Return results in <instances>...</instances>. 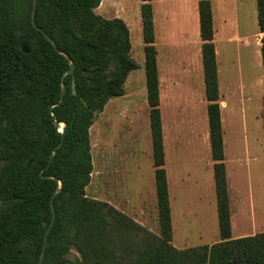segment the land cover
Wrapping results in <instances>:
<instances>
[{
    "label": "trees",
    "instance_id": "trees-1",
    "mask_svg": "<svg viewBox=\"0 0 264 264\" xmlns=\"http://www.w3.org/2000/svg\"><path fill=\"white\" fill-rule=\"evenodd\" d=\"M101 0H0V264H37L52 212L41 264H66L74 246L78 264H110L108 235L114 222L143 234L132 264H264V232L230 238L227 185L218 104L217 66L210 0H198L201 61L213 163L220 240L177 249L170 244V207L159 98V76L150 0H141L146 101L160 237L106 201L88 198L92 172L89 129L111 97L124 94L128 73L139 67L130 55L129 31L120 17L95 12ZM264 90V0H255ZM73 62V74L65 73ZM62 78V79H61ZM72 80L75 92H72ZM64 86L61 102L60 92ZM54 115V116H53ZM53 120L64 123V131ZM62 144L51 157L52 148ZM48 175V177H42ZM85 240L80 244L83 232ZM103 238L100 250L95 239Z\"/></svg>",
    "mask_w": 264,
    "mask_h": 264
},
{
    "label": "rangeland",
    "instance_id": "rangeland-1",
    "mask_svg": "<svg viewBox=\"0 0 264 264\" xmlns=\"http://www.w3.org/2000/svg\"><path fill=\"white\" fill-rule=\"evenodd\" d=\"M210 2L212 10V0ZM140 3L141 0H109L101 11H95L105 18L120 17L126 23L130 55L139 67L128 73L124 94L111 97L103 109L95 113L89 129L92 172L85 195L108 202L145 230L160 237ZM150 3L153 12V4ZM154 6L158 8V4ZM214 8L228 18L234 20L236 17L239 30L249 32L252 40L250 47L246 48V55L243 51L237 55L235 51L233 56L227 57L232 73L238 77L242 72L243 80L251 78L252 87L244 90L239 86L237 89L224 86L220 91L217 78L229 236H252L264 232V90L261 58L254 54L252 37L258 28L256 1L213 0ZM231 25L230 20V28L233 27ZM212 26L214 29L213 12ZM155 35L154 28V40ZM168 91L166 88L163 91L159 107L170 207V244L177 249L210 245L220 240V234L213 179L214 160L208 133L209 102L198 98L190 105L180 104L168 97ZM186 106L190 111H184ZM178 175L188 192L178 183L173 187ZM245 226L247 230L242 229ZM85 236L86 231L80 244H83ZM142 237L141 232L113 222L108 235L111 254L102 259L110 264H132L143 247ZM103 244L108 245V242L101 237L95 239V250H100ZM66 257V264L79 263L80 256L74 246Z\"/></svg>",
    "mask_w": 264,
    "mask_h": 264
},
{
    "label": "crops",
    "instance_id": "crops-1",
    "mask_svg": "<svg viewBox=\"0 0 264 264\" xmlns=\"http://www.w3.org/2000/svg\"><path fill=\"white\" fill-rule=\"evenodd\" d=\"M109 1V0H108ZM101 0L95 11H101L102 6L108 2ZM153 4V24L156 31L154 44L156 47V61L159 76V98L162 99L163 91L168 89V97L174 102L190 105L201 99L208 101L204 94V74L201 61L202 40L199 35L198 0H150ZM158 4V8L154 5ZM214 34L213 42L216 54L217 78L219 89H241L252 87V79L243 80L242 72L237 77L230 69L228 55H246V48L250 47L251 36L249 32L240 31L237 18L226 17L225 14L213 9ZM231 17V16H230ZM217 18V19H216ZM233 25V29L230 26ZM231 25V26H232ZM229 27V28H228ZM253 34L255 56H260L261 33ZM161 49V50H160ZM239 57V56H238ZM261 58V56H260ZM242 60V58H241ZM262 65V64H261ZM263 80V71L261 81ZM231 81V82H230ZM237 82V85H236ZM190 111L186 106L184 111ZM205 117V116H204ZM206 120V118H205ZM178 185L185 191L181 177L178 175L175 187ZM187 186V185H186ZM186 188V187H185ZM247 226L242 228L247 230ZM241 229V231H243Z\"/></svg>",
    "mask_w": 264,
    "mask_h": 264
},
{
    "label": "water",
    "instance_id": "water-1",
    "mask_svg": "<svg viewBox=\"0 0 264 264\" xmlns=\"http://www.w3.org/2000/svg\"><path fill=\"white\" fill-rule=\"evenodd\" d=\"M35 1L36 0H33V4H32V8H31V12H30V19H31V23L33 25V27L39 32V33H42L51 43L52 45L54 46V48L59 52V53H62L63 54V51L58 49L55 42L52 40V38H50L34 21V15H33V12H34V7H35ZM65 57L69 60V66L68 68L65 70L64 74L65 73H69V74H73V67H74V64L73 62L70 60L69 56L67 54H65ZM62 79V78H61ZM71 86H72V92L74 93L75 92V89H74V81L72 80V83H71ZM63 94H64V86L62 84V89H61V92H60V98H59V101L56 103L58 104L59 102L62 101L63 99ZM54 116V115H53ZM53 123L55 126H60L59 130L61 132L64 131L65 127H64V123L61 122V125L59 122L53 120ZM62 144V137L61 139L59 140V142L52 148L51 150V153H50V157L53 153V151L58 148L60 145ZM42 177H48V175H42ZM58 189V188H57ZM54 190L51 194V197H50V208H51V212H52V216H51V220L47 226V228L45 229V232H44V235H43V242H42V247H41V251H40V255H39V258H38V262L37 264H41L42 263V260H43V256H44V249H45V246H46V239H47V233L53 223V220H54V208H53V203H52V199H53V196L55 194V192L57 191Z\"/></svg>",
    "mask_w": 264,
    "mask_h": 264
}]
</instances>
